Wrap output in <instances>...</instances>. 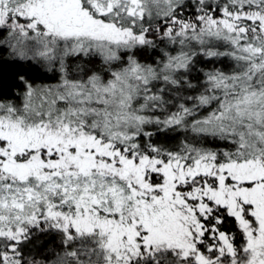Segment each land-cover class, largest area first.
I'll list each match as a JSON object with an SVG mask.
<instances>
[{
  "label": "snow or ice",
  "instance_id": "6c2138e0",
  "mask_svg": "<svg viewBox=\"0 0 264 264\" xmlns=\"http://www.w3.org/2000/svg\"><path fill=\"white\" fill-rule=\"evenodd\" d=\"M0 264H264V0H0Z\"/></svg>",
  "mask_w": 264,
  "mask_h": 264
},
{
  "label": "trees",
  "instance_id": "16d2710c",
  "mask_svg": "<svg viewBox=\"0 0 264 264\" xmlns=\"http://www.w3.org/2000/svg\"><path fill=\"white\" fill-rule=\"evenodd\" d=\"M30 75L36 77L37 79H42V78H43V77L41 76V74L38 73V72H36L35 70H32V71L30 72Z\"/></svg>",
  "mask_w": 264,
  "mask_h": 264
}]
</instances>
